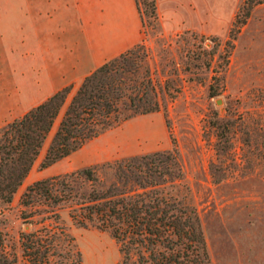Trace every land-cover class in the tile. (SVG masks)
<instances>
[{
  "label": "rangeland",
  "instance_id": "obj_1",
  "mask_svg": "<svg viewBox=\"0 0 264 264\" xmlns=\"http://www.w3.org/2000/svg\"><path fill=\"white\" fill-rule=\"evenodd\" d=\"M243 1L134 0L141 18L137 60L159 83L161 106L42 166L51 135L46 139L11 202L0 199V232L18 264L23 263L20 231L33 228L21 217L27 207L20 195L28 184L174 146L182 176L168 180L165 190L196 207L212 264H264V0L251 7L228 47L230 27ZM210 82L218 93L211 95ZM28 106L10 108L5 120ZM59 211V223L68 234L61 251L69 259L75 257L74 244L81 264H116L119 246L109 230L80 226L67 206Z\"/></svg>",
  "mask_w": 264,
  "mask_h": 264
},
{
  "label": "trees",
  "instance_id": "obj_2",
  "mask_svg": "<svg viewBox=\"0 0 264 264\" xmlns=\"http://www.w3.org/2000/svg\"><path fill=\"white\" fill-rule=\"evenodd\" d=\"M260 1H243L226 46H232L234 32ZM140 48V42L134 44L97 66L76 86L61 87L0 125L2 201L11 202L50 135L42 166L136 114L160 108L161 88L149 67L137 60ZM228 55L227 51L224 61ZM209 88L211 95L218 93L213 91L214 82ZM181 176L174 146L34 180L20 195V203L27 207L21 217L33 225L19 234L22 264H81L74 244V258L61 251L68 236L59 223V208L64 206L80 226L109 230L119 246L116 264H212L196 207L165 190L168 180ZM0 264H18L16 255L5 248L1 232Z\"/></svg>",
  "mask_w": 264,
  "mask_h": 264
},
{
  "label": "crops",
  "instance_id": "obj_3",
  "mask_svg": "<svg viewBox=\"0 0 264 264\" xmlns=\"http://www.w3.org/2000/svg\"><path fill=\"white\" fill-rule=\"evenodd\" d=\"M140 39L134 0H0V125Z\"/></svg>",
  "mask_w": 264,
  "mask_h": 264
}]
</instances>
